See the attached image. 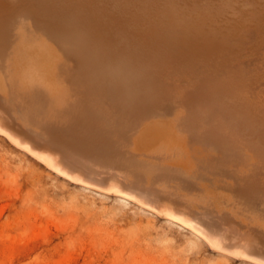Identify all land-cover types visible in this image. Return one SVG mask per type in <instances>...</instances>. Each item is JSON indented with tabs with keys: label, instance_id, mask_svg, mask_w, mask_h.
Here are the masks:
<instances>
[{
	"label": "bare ground",
	"instance_id": "bare-ground-1",
	"mask_svg": "<svg viewBox=\"0 0 264 264\" xmlns=\"http://www.w3.org/2000/svg\"><path fill=\"white\" fill-rule=\"evenodd\" d=\"M0 135L264 264V0H0Z\"/></svg>",
	"mask_w": 264,
	"mask_h": 264
},
{
	"label": "rangeland",
	"instance_id": "rangeland-1",
	"mask_svg": "<svg viewBox=\"0 0 264 264\" xmlns=\"http://www.w3.org/2000/svg\"><path fill=\"white\" fill-rule=\"evenodd\" d=\"M14 145L0 135V264H254L129 198L63 178Z\"/></svg>",
	"mask_w": 264,
	"mask_h": 264
}]
</instances>
